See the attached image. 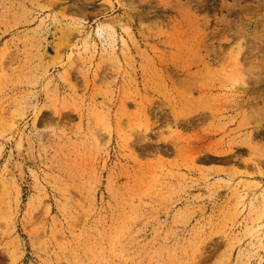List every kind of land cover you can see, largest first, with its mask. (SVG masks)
<instances>
[{
  "label": "rangeland",
  "instance_id": "374dc122",
  "mask_svg": "<svg viewBox=\"0 0 264 264\" xmlns=\"http://www.w3.org/2000/svg\"><path fill=\"white\" fill-rule=\"evenodd\" d=\"M262 192L264 0H0V264H264Z\"/></svg>",
  "mask_w": 264,
  "mask_h": 264
},
{
  "label": "bare ground",
  "instance_id": "6f19581e",
  "mask_svg": "<svg viewBox=\"0 0 264 264\" xmlns=\"http://www.w3.org/2000/svg\"><path fill=\"white\" fill-rule=\"evenodd\" d=\"M202 4V3H201ZM206 4V3H205ZM204 4V5H205ZM202 7V6H201ZM237 7V6H236ZM235 7V8H236ZM202 9V8H201ZM117 24V21L115 19H105V20H102L99 22L98 24V34L99 35H103L107 30L109 29H113L115 28V25ZM218 25V24H216ZM212 26V25H211ZM217 28V27H216ZM228 31H229V28L225 25L224 27H222L221 29H219L218 31H216L217 35H220L221 37L223 38H227L228 36ZM202 43H204L205 41V33L202 34ZM202 49H204V47H201ZM201 50V49H200ZM202 52V51H201ZM212 55L208 56V57H203V58H211ZM213 58H216V56L213 55ZM216 152V151H215ZM258 185V184H257ZM19 198V197H18ZM258 198H259V202L261 204V209L259 210L260 213H259V217L260 218H263L264 217V192H262L261 194L258 195ZM262 228V225H259L258 226V230H260Z\"/></svg>",
  "mask_w": 264,
  "mask_h": 264
}]
</instances>
